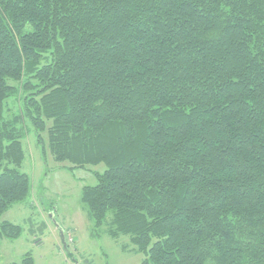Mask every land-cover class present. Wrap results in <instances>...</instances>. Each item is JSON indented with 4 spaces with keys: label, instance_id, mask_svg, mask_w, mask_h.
Returning <instances> with one entry per match:
<instances>
[{
    "label": "trees",
    "instance_id": "16d2710c",
    "mask_svg": "<svg viewBox=\"0 0 264 264\" xmlns=\"http://www.w3.org/2000/svg\"><path fill=\"white\" fill-rule=\"evenodd\" d=\"M26 120L105 165L81 201L142 264H264V0H0V214L31 194Z\"/></svg>",
    "mask_w": 264,
    "mask_h": 264
},
{
    "label": "rangeland",
    "instance_id": "374dc122",
    "mask_svg": "<svg viewBox=\"0 0 264 264\" xmlns=\"http://www.w3.org/2000/svg\"><path fill=\"white\" fill-rule=\"evenodd\" d=\"M19 107V101L10 98L6 117ZM24 126L21 142L25 159L20 169L30 177L32 190L26 200L0 214V222L10 221L21 229L17 238L0 239V264H19L25 253L33 256L34 264H142L144 255L135 250L128 236L113 238L104 224L94 227L81 201L82 187L96 185V173L104 171L105 165L69 171V163L56 162L48 151L46 132L42 150L28 120Z\"/></svg>",
    "mask_w": 264,
    "mask_h": 264
},
{
    "label": "water",
    "instance_id": "95a60500",
    "mask_svg": "<svg viewBox=\"0 0 264 264\" xmlns=\"http://www.w3.org/2000/svg\"><path fill=\"white\" fill-rule=\"evenodd\" d=\"M50 218L52 217V214H50V216H49ZM61 240H62V242H64V237H63V234H62V232H61Z\"/></svg>",
    "mask_w": 264,
    "mask_h": 264
}]
</instances>
